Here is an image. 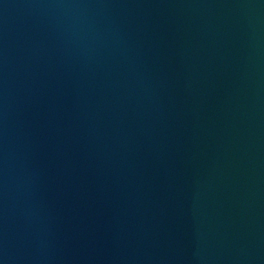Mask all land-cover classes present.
I'll return each instance as SVG.
<instances>
[{
	"label": "water",
	"instance_id": "1",
	"mask_svg": "<svg viewBox=\"0 0 264 264\" xmlns=\"http://www.w3.org/2000/svg\"><path fill=\"white\" fill-rule=\"evenodd\" d=\"M0 264H264V0H0Z\"/></svg>",
	"mask_w": 264,
	"mask_h": 264
}]
</instances>
